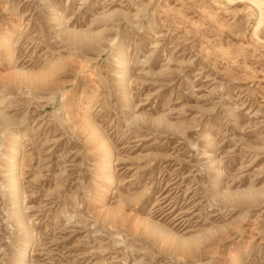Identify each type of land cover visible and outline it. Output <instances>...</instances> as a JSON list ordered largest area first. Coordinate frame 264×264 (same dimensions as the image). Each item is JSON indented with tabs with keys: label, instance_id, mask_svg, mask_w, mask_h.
Listing matches in <instances>:
<instances>
[{
	"label": "rangeland",
	"instance_id": "1",
	"mask_svg": "<svg viewBox=\"0 0 264 264\" xmlns=\"http://www.w3.org/2000/svg\"><path fill=\"white\" fill-rule=\"evenodd\" d=\"M261 1L0 0V264H264Z\"/></svg>",
	"mask_w": 264,
	"mask_h": 264
},
{
	"label": "bare ground",
	"instance_id": "2",
	"mask_svg": "<svg viewBox=\"0 0 264 264\" xmlns=\"http://www.w3.org/2000/svg\"><path fill=\"white\" fill-rule=\"evenodd\" d=\"M252 1H254L255 4L257 5V8H258L259 10H261V7L263 6V2H262L261 0H252ZM262 9H263V8H262ZM261 16H262V14H261ZM261 16H259L260 19H259L257 25H260V23H261L262 20H263V18H262ZM255 31H256V30H255ZM112 182H113V181H112Z\"/></svg>",
	"mask_w": 264,
	"mask_h": 264
}]
</instances>
